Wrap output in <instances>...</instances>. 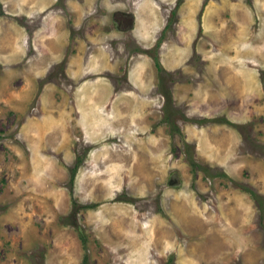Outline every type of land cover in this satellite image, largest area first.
I'll list each match as a JSON object with an SVG mask.
<instances>
[{
  "label": "rangeland",
  "instance_id": "1",
  "mask_svg": "<svg viewBox=\"0 0 264 264\" xmlns=\"http://www.w3.org/2000/svg\"><path fill=\"white\" fill-rule=\"evenodd\" d=\"M0 264H264V0H0Z\"/></svg>",
  "mask_w": 264,
  "mask_h": 264
},
{
  "label": "trees",
  "instance_id": "2",
  "mask_svg": "<svg viewBox=\"0 0 264 264\" xmlns=\"http://www.w3.org/2000/svg\"><path fill=\"white\" fill-rule=\"evenodd\" d=\"M72 179H74V176H73V178Z\"/></svg>",
  "mask_w": 264,
  "mask_h": 264
},
{
  "label": "water",
  "instance_id": "3",
  "mask_svg": "<svg viewBox=\"0 0 264 264\" xmlns=\"http://www.w3.org/2000/svg\"><path fill=\"white\" fill-rule=\"evenodd\" d=\"M132 16V18H133V15H131Z\"/></svg>",
  "mask_w": 264,
  "mask_h": 264
},
{
  "label": "crops",
  "instance_id": "4",
  "mask_svg": "<svg viewBox=\"0 0 264 264\" xmlns=\"http://www.w3.org/2000/svg\"><path fill=\"white\" fill-rule=\"evenodd\" d=\"M150 47H151V46H150ZM150 47H149V48H150ZM230 83H231V82H230Z\"/></svg>",
  "mask_w": 264,
  "mask_h": 264
}]
</instances>
